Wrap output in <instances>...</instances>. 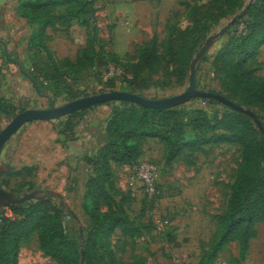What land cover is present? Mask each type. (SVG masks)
Masks as SVG:
<instances>
[{
    "label": "rangeland",
    "instance_id": "rangeland-1",
    "mask_svg": "<svg viewBox=\"0 0 264 264\" xmlns=\"http://www.w3.org/2000/svg\"><path fill=\"white\" fill-rule=\"evenodd\" d=\"M19 1L0 0V43L4 45H0V98L11 101L17 113L22 109L50 106V100L41 97L27 77L7 61V58L26 60L28 56L26 47L32 27L15 15ZM251 1L241 0V7ZM227 9L222 0H89L86 14L89 25L81 28L74 23L67 28L58 26L57 31L50 30L51 49L62 65L65 59L76 61L81 58L82 51L87 50V63H93V66L83 72L67 74L60 78L58 85L50 77L40 79L42 95L48 96L56 106H62L71 96L120 90L117 82L109 81L108 66L100 69L103 60L129 71L130 78L133 76L140 85L136 93L143 97L162 99L181 94L189 84L190 61L188 55L180 60L174 52L180 46L186 50L188 44L202 46L240 11V8L231 12ZM58 12L62 13V10ZM232 34L229 30L219 38L199 62L196 72L199 90L223 93L214 75L213 62ZM147 47H155L162 63L155 71H137L139 55ZM34 53L29 56L36 55ZM38 62L42 68L48 60L42 55ZM9 65L14 71L12 77ZM247 68L264 81V45L248 62ZM47 73L53 75L50 70ZM115 78L119 80L120 76ZM104 105L107 106L93 107L81 119L67 120L65 117L54 122L27 124L12 137L0 155V167L4 168L0 186L17 197L38 192L39 199L52 198L56 208L63 213L62 222L68 239L82 249L92 229L91 220L82 208L91 174L84 157L96 153L104 144V124L112 108L130 107L121 102ZM198 105L206 107L200 99H195L179 109L187 111ZM216 109L212 106L211 111ZM254 111L264 124V106ZM13 118L0 113V131ZM68 126H73L71 138L75 141L79 135V141L66 146L68 143L56 141V133L58 135V130ZM88 135H94V139H100L102 143L82 142ZM188 137L190 139L191 135ZM165 154L166 145L159 139L147 138L141 143L140 161L151 162L157 167L160 199L153 209L148 207L141 190L130 189L123 167H114L117 188L125 193L131 191L133 198L129 201L117 196L115 201L128 210L131 221L144 235L142 240L136 241L124 236L120 229L113 231L111 248L120 264H134V259L143 254L150 255L147 264H172L174 257L180 259L177 264H197L198 253L208 250L219 231L218 217L227 207L242 160L241 146L225 143L188 146L172 162L166 160ZM30 168L33 171L28 172ZM16 171H23V174L11 175ZM100 208L104 212L110 210L102 200ZM0 213L11 221L19 219L9 206ZM158 220L163 223L160 230ZM245 235H250V240L244 264H264V221L243 228L240 236ZM240 250L239 242L229 244L222 250L219 262L222 264L230 254H239ZM18 264L58 263L42 251L38 234L33 233L19 243Z\"/></svg>",
    "mask_w": 264,
    "mask_h": 264
},
{
    "label": "trees",
    "instance_id": "trees-1",
    "mask_svg": "<svg viewBox=\"0 0 264 264\" xmlns=\"http://www.w3.org/2000/svg\"><path fill=\"white\" fill-rule=\"evenodd\" d=\"M222 3L230 12L237 8L241 11L243 8L241 0H222ZM88 6L89 0L19 1L15 9L16 15L32 27L28 51L29 54H36L31 56L33 64L27 73L36 82L41 94L43 87L40 79L50 77L58 85L60 78L67 74L83 72L90 65L93 66V63H87V50L82 51L81 58L76 61L65 59L62 65L49 46V30L57 31L58 26L67 28L74 23L81 28L89 25V20L86 19ZM58 10H62V13ZM230 32H233L232 37L213 62L214 75L219 80L223 93L209 92L224 95L256 113L255 108L264 106V81L257 78L247 68V64L264 45V0H256L246 16L237 21ZM199 47L188 44L186 51L184 46H180L174 54L180 60L185 54L188 55L191 65ZM42 55L46 56L48 63L45 62L47 64L40 68L41 63L38 61ZM161 63L162 57L155 47H147L141 51L135 69L155 71ZM109 65H112L111 62L103 60L99 67L102 69ZM49 70L53 75L47 73ZM122 71V86L119 89L137 94L140 85L134 81L133 76L130 78L129 71ZM109 81L114 84L117 82L115 79ZM80 98L83 97L71 96L68 101ZM121 103L130 107L112 108L105 126L104 144L96 153L84 157L91 174L86 184L82 208L91 220L92 229L83 249L68 239L62 222L63 213L56 208L52 198L43 197L33 203L9 206L10 211L19 217L16 221H11L0 213V264H18L19 243L33 233L38 234L42 251L58 264H120L111 248L113 231L120 229L124 236L136 241L142 240L144 235L140 227L131 221L128 210L115 201L117 196L129 201L133 198L131 191L125 193L117 188L114 167L138 165L141 143L147 138H156L165 143V158L168 162L174 161L188 146L201 147L217 143L241 146L242 160L227 207L218 217L219 231L208 250L202 251L200 264H214L222 250L234 242L240 244V258L230 254L227 261L230 264H242L248 253L250 235L241 237L240 231L258 221H264V138L253 120L213 99H200V103H204L206 107L198 105L187 111L179 107L154 110L125 101ZM212 106L217 109L211 111ZM221 108L227 111L223 112ZM88 110L74 113L67 120L81 119ZM0 113L13 117L17 114V109L11 101L0 98ZM258 118L262 122L261 117ZM72 129L73 126H68L58 130L59 143H68V146L74 141L69 135ZM31 171L32 168L28 170ZM22 174L23 171H16L11 175L18 177ZM3 183L8 185L7 181ZM159 199L160 196L149 202L146 198L148 207L153 209ZM101 200L110 209L108 212L101 210ZM134 264H147V259L136 257Z\"/></svg>",
    "mask_w": 264,
    "mask_h": 264
},
{
    "label": "water",
    "instance_id": "water-1",
    "mask_svg": "<svg viewBox=\"0 0 264 264\" xmlns=\"http://www.w3.org/2000/svg\"><path fill=\"white\" fill-rule=\"evenodd\" d=\"M256 0H252L244 8L234 15L218 32L209 36L203 46L200 48L198 53L193 58L190 65V75L189 84L187 89L181 94L162 98V99H150L131 92L114 90L103 92L99 94H94L86 96L71 102H68L62 106H56V104L45 95L39 92V87L32 77L24 72L27 79L32 83L33 87L41 97H46L50 100V106L44 109L29 108L20 110L14 118L7 124V126L0 131V155L7 145V143L12 139V137L17 134L25 125L34 122H54L68 117L74 113L87 110L96 106L112 103V102H129L138 105L143 108L154 109V110H171L177 107L183 106L195 99H213L229 109L239 112L245 116L250 117L255 125L258 127L259 131L262 133L264 138V125L258 118L257 114L253 111L238 105L237 103L229 100L224 95L219 93H212L209 91H201L197 89L196 72L199 62L211 48V46L222 36H224L233 25L246 16L250 6ZM4 168L0 167V174L3 173ZM38 192H33L24 195L23 197H17L14 193L7 191L0 187V210L8 206H17L27 203L31 200H38Z\"/></svg>",
    "mask_w": 264,
    "mask_h": 264
},
{
    "label": "built area",
    "instance_id": "built-area-1",
    "mask_svg": "<svg viewBox=\"0 0 264 264\" xmlns=\"http://www.w3.org/2000/svg\"><path fill=\"white\" fill-rule=\"evenodd\" d=\"M108 70L109 79L117 80L118 85L121 87L123 78L122 69L114 65H109ZM118 76H120L119 80L115 78ZM203 105L205 104L203 103ZM123 169L127 173V181L131 190H141L149 202L159 196L160 192L157 188V167L155 164L148 161H140L135 167L124 166ZM157 224L160 230V228L163 227L162 221L158 220ZM179 262L180 259L178 257H174L172 260V264H177Z\"/></svg>",
    "mask_w": 264,
    "mask_h": 264
},
{
    "label": "crops",
    "instance_id": "crops-1",
    "mask_svg": "<svg viewBox=\"0 0 264 264\" xmlns=\"http://www.w3.org/2000/svg\"><path fill=\"white\" fill-rule=\"evenodd\" d=\"M16 7H17V5H16ZM16 7H15V9H16ZM15 9H14V11H15ZM15 13V15H16V11L14 12ZM19 19H21L20 17H19ZM21 20H23V21H25L24 19H21ZM26 22V21H25ZM29 25V24H28ZM48 34L51 36L52 35V33L50 32V30L48 31ZM31 35V34H30ZM30 35H29V37H30ZM29 37H28V39H29ZM51 43H52V39L50 40V42H49V46H50V48H52L51 47ZM0 45H2V46H4L3 44H2V42L0 43ZM27 57H26V60L25 59H23V58H21L20 59V61H16V60H13V59H11V58H7V61H8V63H10V65L12 64V65H14V66H16L17 67V69L21 72V73H23V75L25 76V74H24V72H27V71H25V69L24 68H31L32 67V64H33V61H32V59H31V57L29 56V52H28V40H27ZM52 50V49H51ZM26 62V63H25ZM9 65V71H10V75H11V77H12V74H14L13 72V69H11V66ZM24 69V70H23ZM32 84V83H31ZM3 97V96H2ZM5 98V97H4ZM103 106H107V105H100V106H97V108L99 107H103ZM94 108H96V107H94ZM90 111V109L88 110V112ZM108 117V116H107ZM106 120V119H105ZM39 122H42V121H39ZM35 123V122H34ZM34 123H31V124H34ZM104 125H106V123L104 124ZM55 132V131H54ZM103 133H105V130H103ZM77 138L78 139H76L75 141H73V142H70V143H76V142H78L79 141V135H77ZM105 139V138H104ZM58 140V135H57V133H56V141ZM94 140V141H93ZM56 141H55V143H56ZM105 141V140H104ZM82 142H84V143H102V141H100V139L98 140H95L94 139V135H88V137H84L83 138V141ZM87 151V150H86ZM88 154V153H87ZM235 258H237V259H239L240 258V256H239V254H232ZM149 256L150 255H146V254H143L142 256H139V257H145L146 259H147V261H148V259H149ZM202 256H203V252H199L198 253V255H197V264H200V261H201V259H202ZM192 260V259H191ZM214 264H221L220 262H219V258L216 260V262L214 263ZM222 264H230L228 261H223L222 262ZM242 264H244V262H242Z\"/></svg>",
    "mask_w": 264,
    "mask_h": 264
}]
</instances>
